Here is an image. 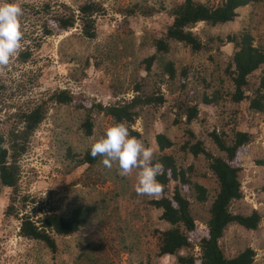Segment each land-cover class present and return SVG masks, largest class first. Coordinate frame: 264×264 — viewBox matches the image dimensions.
<instances>
[{
  "label": "rangeland",
  "instance_id": "374dc122",
  "mask_svg": "<svg viewBox=\"0 0 264 264\" xmlns=\"http://www.w3.org/2000/svg\"><path fill=\"white\" fill-rule=\"evenodd\" d=\"M82 1L22 0L25 33L22 51L29 56L24 62L15 56L0 72V120L29 101L46 99L54 90L69 92L73 98L69 104L48 102L44 119L30 135L28 148L18 160L17 196H27L20 211L31 217L49 211L66 215L76 205L89 204L94 212L86 226L70 235L56 236V250L51 252L41 242L19 235L18 217L4 214L8 189L0 188V264H172L175 261L174 256L155 253L152 230L165 229L168 225L159 218L160 210L149 205L153 198L136 194L135 170L132 175L122 177L118 165L108 169L100 156L92 165H76L84 151L111 125L108 116L95 113L92 134H83L79 128L83 110L77 106L84 101L108 105L129 99L137 80L143 78L142 92L161 93L168 102L156 108L142 107L131 128L137 130L146 145L155 149L156 156L160 153L154 136L163 133L172 144L162 152L173 154L183 166L193 164L196 180L207 186L211 196L215 182L207 171L206 161L201 156L192 158L179 149L184 138L183 126L173 122L169 109L171 98L179 91L181 69L186 71V89L194 90L199 109L190 129L206 149L216 152L207 136L213 129L228 132L234 127L253 135L239 157L242 196L230 208L241 213L255 209L260 221L254 230L235 224L228 226L219 243L228 255L249 246L255 253L252 264H264V163H258L264 161V107L252 114L246 111L245 101L233 104L222 95L214 105L202 103L199 97L206 85L211 86L207 91L216 86L221 91L231 88L224 73L231 44L223 43L220 54L210 60L206 53L193 54L182 44L172 43L165 54L176 68L172 80L159 76L156 63L147 74L143 69L136 71L140 60L154 52L152 39L159 37L171 21L170 7L181 0H96L103 11L95 16L93 38L83 37L77 24L65 31L40 36L42 11L37 12L38 6L48 2L50 10H54L64 3L75 9ZM134 3L152 12L125 15L119 11ZM236 11L237 16L230 22L215 26L198 23L192 30L200 35L221 37L246 30L253 44H264V0ZM259 75L260 71L256 70L250 81L257 83ZM176 183L170 182L169 190ZM191 208L201 231L207 218V204L192 202ZM191 252L196 250L193 248Z\"/></svg>",
  "mask_w": 264,
  "mask_h": 264
},
{
  "label": "trees",
  "instance_id": "16d2710c",
  "mask_svg": "<svg viewBox=\"0 0 264 264\" xmlns=\"http://www.w3.org/2000/svg\"><path fill=\"white\" fill-rule=\"evenodd\" d=\"M257 1L181 0L174 3L169 10L171 21L159 37L152 39L154 52L140 60L136 71L143 69L147 74L152 64L156 63L160 68L159 76L164 75L167 80H172L177 73L176 68L172 61L165 58L172 43L182 44L193 54L206 53L210 60L214 59L215 54H220L223 43H230L232 49L224 73L231 88L221 91L216 86L207 91L211 86L206 85L199 96L200 101L215 105L224 95L233 104L245 101V109L249 113L261 112L264 107V44H253L252 36L246 30H239L224 37L200 35L192 30L198 23L215 26L230 22L237 16L236 10L239 7ZM36 9L37 12L42 11L39 22L41 37L68 30L77 24L82 36L88 39L95 36V16L103 11L101 4L96 0H83L75 9L63 3L54 10H50L48 2H43ZM119 11L125 15H146L152 12L137 3ZM18 56L20 62H24L29 53L21 51ZM256 70L260 71L259 80L253 83L250 77ZM185 73L184 69L178 72L179 91L171 98L169 106L174 116L173 122L183 126L184 138L179 149L185 154H190L192 158L201 156L206 161L207 171L215 182V190L210 196L207 186L196 180L193 164L183 166L177 163L173 154L163 153L162 151L172 143L163 133L155 134V143L160 153L156 158L162 162L165 170L164 174L158 177L164 185V191L160 198L150 199L148 203L160 210L159 218L168 225L165 229L152 230L155 253L158 256H174L175 261L172 264H252L255 253L251 247L247 246L228 255L219 242L228 226L235 224L247 230H254L260 221V214L255 209L249 213H241L230 208L231 204L242 196L239 157L245 146L253 140V135L234 127L228 132L213 129L207 136L216 152L206 149L190 129L199 109L194 90L186 89ZM143 82V78L137 80L134 94L129 99L108 105L81 102L77 107L83 110L79 124L83 134H92V115L102 113L110 118L111 124L113 121H126L131 134L139 137L140 134L132 131L131 125L139 116L142 107L150 105L156 108L168 102L161 93L155 95L153 92H142ZM72 100L71 94L66 90H54L46 99L29 101L24 107H17L0 120V188L8 189L9 192L4 214L7 217H18L20 236L41 242L51 252L56 250V236L70 235L89 223L94 212L93 206L79 204L72 207L66 215L49 211L31 217L27 212L20 211L27 196H17L18 160L28 148L30 135L44 119L48 102L69 104ZM97 160L98 156L93 158L90 149H86L76 165H92ZM258 163L263 164L264 161ZM174 181L177 183L169 190L168 184ZM33 201L34 199L31 200ZM191 201L200 205L207 204V218L201 231L196 226ZM194 247H197L196 253L191 252Z\"/></svg>",
  "mask_w": 264,
  "mask_h": 264
},
{
  "label": "clouds",
  "instance_id": "9594fccd",
  "mask_svg": "<svg viewBox=\"0 0 264 264\" xmlns=\"http://www.w3.org/2000/svg\"><path fill=\"white\" fill-rule=\"evenodd\" d=\"M22 17V0H0V72L23 50ZM90 155L102 157L101 162L108 169L118 165L122 177L132 175L135 170L138 196L157 199L162 196L164 185L158 177L164 174V165L156 158L153 147L131 134L126 121H113L91 145Z\"/></svg>",
  "mask_w": 264,
  "mask_h": 264
},
{
  "label": "built area",
  "instance_id": "2783aa9c",
  "mask_svg": "<svg viewBox=\"0 0 264 264\" xmlns=\"http://www.w3.org/2000/svg\"><path fill=\"white\" fill-rule=\"evenodd\" d=\"M194 250H196V252H197V247H194Z\"/></svg>",
  "mask_w": 264,
  "mask_h": 264
}]
</instances>
